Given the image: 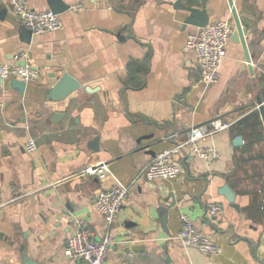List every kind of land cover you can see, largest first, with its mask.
Segmentation results:
<instances>
[{
    "label": "crops",
    "instance_id": "obj_1",
    "mask_svg": "<svg viewBox=\"0 0 264 264\" xmlns=\"http://www.w3.org/2000/svg\"><path fill=\"white\" fill-rule=\"evenodd\" d=\"M10 1L0 0V63L28 51L41 76L23 96L13 80L0 82V264H24L23 253L39 264H84L68 258L65 247L78 219L94 239L105 236L95 202L115 179L131 191L111 231L107 264H264V121L257 99L264 0H234L254 74L234 38L228 1L208 3L210 23L230 19L235 26L216 84L204 81L197 55L185 50L200 28L185 25L177 0H61L69 7L59 14L63 29L40 35L30 34ZM25 1L36 12L51 10L49 0ZM79 5L84 9L71 10ZM66 73L81 88L64 102H50L49 91ZM214 118L232 123L200 142L217 152L214 160L186 148L174 157L182 169L177 180L135 182L191 127ZM29 138L37 144L33 153L25 149ZM100 163L107 177L74 176ZM226 185L238 209L220 193ZM215 203L223 213L210 216ZM182 215L213 238L219 255L177 239Z\"/></svg>",
    "mask_w": 264,
    "mask_h": 264
},
{
    "label": "built area",
    "instance_id": "obj_2",
    "mask_svg": "<svg viewBox=\"0 0 264 264\" xmlns=\"http://www.w3.org/2000/svg\"><path fill=\"white\" fill-rule=\"evenodd\" d=\"M10 8L21 23L32 31L33 35L63 29V23L59 15L51 10L36 12L29 8L25 0H11ZM83 9L84 7L81 5L71 8L75 12ZM234 29L235 26L232 20H221L200 28L187 38L185 50L192 51L197 55L199 69L207 84H216L220 79L221 68L227 57V46ZM40 76L41 70L31 63L28 51L20 52L12 64L0 63V82L18 80L27 85L38 81ZM231 127L232 123L224 122L220 118H214L205 124L191 127L183 142L158 154L138 173L135 182L140 179H146L150 182L177 180L182 169L174 160V157L183 153L186 148H192L194 153L202 158L214 160L217 157V152L214 149H201L200 142L216 133L227 131ZM25 149L29 153L37 150V144L33 138L27 140ZM109 174L110 171L107 165L100 163L87 166L74 176L77 178L103 179ZM130 191L129 185L115 179L110 189L102 191L97 196L95 209L103 217L107 232L101 240H96L92 237L87 222L82 219L76 220L77 231L69 239L64 251L68 258L84 264H107L109 251L115 245V239L111 231L129 200ZM223 210L221 204L215 203L210 205L208 212L210 216H218L223 213ZM181 221L183 227L177 239L183 244L194 247L208 256L221 253V248L213 238L200 234L188 215H182Z\"/></svg>",
    "mask_w": 264,
    "mask_h": 264
},
{
    "label": "water",
    "instance_id": "obj_3",
    "mask_svg": "<svg viewBox=\"0 0 264 264\" xmlns=\"http://www.w3.org/2000/svg\"><path fill=\"white\" fill-rule=\"evenodd\" d=\"M211 0H187L184 4V0H177L175 4L176 9H180L187 14V18L185 20V25H192L195 27L203 28L210 24V14L208 12V3ZM232 15L236 21L237 31L234 34V38L240 40L243 44L246 52L247 61L249 63V69L251 73H255V70L252 65L251 57L249 55L247 40L245 37L246 31L243 29L242 24L240 22V18L238 16L234 0H227ZM50 9L55 14H62L63 12L69 9L68 6L64 5L61 0H49ZM4 13H1L0 16H4ZM32 31H30V34ZM260 80V94L258 95V104L259 111L264 121V71L258 75ZM11 87L20 95H24L26 84L24 82L13 80L11 82ZM81 88V84L69 73H66L57 84L49 91L47 95V99L53 103H61L64 102L69 96H71L74 92L78 91ZM242 143V138L239 137L234 141L235 146H239ZM220 193L227 199V201L236 209L238 206L236 205V194L229 187L224 186L221 188ZM175 205V204H174ZM23 263L24 264H39L33 260H31L26 253H23Z\"/></svg>",
    "mask_w": 264,
    "mask_h": 264
}]
</instances>
